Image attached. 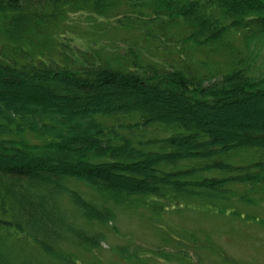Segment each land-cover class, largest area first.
<instances>
[{
  "label": "trees",
  "instance_id": "16d2710c",
  "mask_svg": "<svg viewBox=\"0 0 264 264\" xmlns=\"http://www.w3.org/2000/svg\"><path fill=\"white\" fill-rule=\"evenodd\" d=\"M122 2L143 10L138 19L185 26L188 43L227 51L230 65H143L135 56L131 68L103 59L68 66L25 50L69 13L104 17ZM0 17L13 44L8 56L0 42V264H101L73 251L101 248L96 227L112 224L119 206L202 204L242 218L232 199L251 203L264 188V77L252 70L264 48V0H0ZM236 34L243 57L233 53ZM233 108L246 111L219 114ZM249 151L261 158L232 163Z\"/></svg>",
  "mask_w": 264,
  "mask_h": 264
},
{
  "label": "rangeland",
  "instance_id": "374dc122",
  "mask_svg": "<svg viewBox=\"0 0 264 264\" xmlns=\"http://www.w3.org/2000/svg\"><path fill=\"white\" fill-rule=\"evenodd\" d=\"M121 5L104 17L87 12L69 13L54 25L47 26L41 42L34 46L26 43L25 50H33L31 55L34 57L68 66H79L86 59L95 62L103 59L131 68L135 56L143 65L169 66L189 60L204 61L212 69L219 70L230 65L232 58L227 51L198 48L188 43L185 26L177 28L163 20L154 24L152 14L141 20L138 19L143 11L141 8L125 2ZM5 21L0 17V42L10 46L5 53L11 56L13 44L7 42L2 29ZM230 42L235 49L233 53L240 52L243 57L246 51L243 37L236 34ZM19 61L25 59L20 57ZM252 70L254 75L264 77V48L252 64ZM201 71L206 72L205 69ZM243 111L242 108H233L219 114L243 115ZM215 114L218 113L212 115ZM146 132L158 137L162 135L156 129ZM138 136L140 140L148 139ZM260 158L249 151L234 156L232 163L247 165ZM75 186L87 196L96 197L84 183ZM234 189L238 192L244 190ZM259 189L249 196L251 203L232 199V209H238L242 218L232 216L231 211L225 215L214 213L215 207L202 204L190 207L183 203L156 213L145 206L116 207L114 222L96 227L105 236L101 248L91 254L84 249L73 252L87 260L101 261V264H222L227 256L245 264H264V224L261 223L264 221V188ZM247 216L255 217V220H247ZM208 244L214 246L208 247Z\"/></svg>",
  "mask_w": 264,
  "mask_h": 264
}]
</instances>
